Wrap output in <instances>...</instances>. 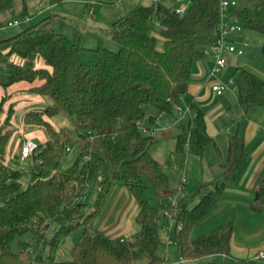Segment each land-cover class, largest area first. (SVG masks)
Returning a JSON list of instances; mask_svg holds the SVG:
<instances>
[{"label":"trees","instance_id":"16d2710c","mask_svg":"<svg viewBox=\"0 0 264 264\" xmlns=\"http://www.w3.org/2000/svg\"><path fill=\"white\" fill-rule=\"evenodd\" d=\"M61 1L50 0L51 4ZM183 1L137 0L132 10L112 24L110 31L118 51L100 45L86 47L70 40L58 31L57 23L62 17L54 13L36 24H31L30 19L24 21V28L14 34L0 35V85L7 88L18 81L40 79L42 83L29 91L51 98L44 109H31L24 115L26 125L42 127L47 136L46 142L40 143L26 160L28 167L22 168L19 163L14 166L8 160L12 106L0 120V264H19V254L11 249V242L27 233H32L36 245L49 242L56 248L61 237L78 228L81 232L71 247L70 258L57 260L50 255L45 264L165 263L159 253L163 240L158 210L150 204L146 190L148 182L168 194L171 190L162 163L150 151L154 140L142 129L146 106L152 104L159 112H173L176 105L182 104L194 63L206 55L220 29V0H187L189 5L182 16L170 11L171 6ZM237 2L231 9L232 19L242 29L262 35L264 55V0ZM21 3L22 9L15 7V0H0V34L10 18L17 19L16 13L29 17L25 0ZM6 11L13 17L4 20ZM156 20L164 38L163 50L157 48L151 33ZM38 59L45 66H36ZM236 85L244 111L264 105V79L257 73L247 67L238 68ZM5 100H0V118ZM190 108L195 115L177 135L176 147L183 155L191 152L201 157L212 138L206 129L203 108L196 103H191ZM58 113H64L75 129L57 128L48 120ZM76 131H91L96 136L91 140L79 132L77 136ZM24 141L12 155L21 163ZM70 151L75 158L61 170L60 164ZM246 156L244 138L233 136L223 162V178L215 181L192 207H188V201L177 206L172 244L177 247L179 264H264V257L239 258L231 254L235 212L216 227L192 235L194 227L204 223L226 185L235 182ZM23 174L27 184L21 181ZM92 181L97 183L93 206L84 195ZM115 181L123 182L139 205L140 228L131 238H111L90 225L102 212ZM250 209L257 214L264 211V181ZM54 225L55 233L49 239L48 231ZM20 240L22 249L31 245L27 239ZM212 255L223 258L203 260ZM139 259L146 261L138 263Z\"/></svg>","mask_w":264,"mask_h":264},{"label":"rangeland","instance_id":"374dc122","mask_svg":"<svg viewBox=\"0 0 264 264\" xmlns=\"http://www.w3.org/2000/svg\"><path fill=\"white\" fill-rule=\"evenodd\" d=\"M243 1V0H238ZM22 0H15V7L23 8ZM27 7V16L31 17V24L38 23L43 17L50 15L51 13L57 14L62 17V20L57 23V29L62 34L66 35L72 41H78L84 46H103L107 47L113 51H118V47H113L118 45V43L113 40L111 35V27L115 20L126 15L130 10H132L136 4L137 0H118L114 3H106L104 0H63L56 4H51L50 0H25ZM51 7V8H50ZM43 8L45 13H40ZM90 9L93 10L90 13ZM6 17L4 20H8L13 17L10 11H6ZM15 16L19 21H24L25 17L19 13ZM15 18V17H14ZM13 20V18H10ZM7 23L3 26L4 30L1 32V36H9L14 34L24 28L25 22L15 26H7ZM245 36L242 40V44L247 41V46L239 47L242 49V57H249L252 60L253 68L256 67L264 68V55L262 54V41L263 37L260 33L255 30H250L243 28ZM152 35L156 37V46L159 50L164 48V38L159 33V27L155 26L151 30ZM247 33V35H246ZM21 61L20 58L14 57ZM44 62L42 59H38L36 66H42ZM263 79L264 76L260 75ZM236 77V75H235ZM26 83V82H21ZM4 91H9L6 89ZM27 97V99H38L35 102L39 105L26 106V101H21L20 106L16 108L13 117V132L10 139V144L8 146V160L12 165H17L20 163L18 159L13 160V153H17L23 141V138H32L38 142H42V137H47L44 129L38 126H29L24 123L23 117L26 110L31 108L43 109L51 103V98L48 96H38L35 94H22L21 97ZM153 109H157L154 105L150 104L146 106V116L144 118V123L146 125L150 124V114ZM176 111V110H175ZM179 118H184L187 116L181 115L177 112ZM7 115V114H6ZM3 114L0 120L2 121ZM50 122L58 128H71L75 129L71 120L64 114L58 113L50 117ZM79 132V131H78ZM76 131V135L78 136ZM175 139L159 140L152 143L150 151L153 156L159 159L162 163L164 172L168 177L169 189L173 194H168L165 190L156 189L153 184L148 182V187L146 190L147 197L152 206L156 207L158 210L157 221L159 225V234L163 240V244L159 248V253L165 258L166 264H179V253L177 247L174 244H168L166 237L169 235L170 239L173 240L174 227H175V213L176 208L181 202L184 195L187 194L188 197V207H192L196 202H198L199 195L190 194V186H192L197 175V158L194 154L186 152L183 155L179 150H177ZM191 155L189 164L187 163L186 157ZM217 157L215 154L213 155ZM10 157V159H9ZM185 157V158H184ZM75 158V153L70 151L67 157L61 162L60 169L63 170L71 164ZM212 158V157H211ZM186 160V165H185ZM185 175L186 181L181 185V178ZM21 181L27 184V176L23 174ZM184 187V188H182ZM186 193V194H185ZM189 194V195H188ZM86 201L90 205H94L97 198V183L92 181L86 188L84 192ZM109 197L106 199L105 206L100 213L92 222L91 227L93 230H101L108 237H126L131 238L140 228V224L137 220V214L139 212V205L129 190V188L121 181H115L112 185L111 191L108 194ZM138 209V211H137ZM219 208H215L212 211H217ZM246 212L243 218L240 217L241 222L237 224L236 232L238 234V239L241 242H246L250 244H259L261 237L264 235V220L259 222H252L249 214ZM210 217V216H209ZM224 214L220 213L211 218H208L204 224H198L193 229V236L202 234L203 232L216 227L218 224L224 222ZM242 219L243 222H242ZM241 223V224H240ZM249 223H251L249 225ZM244 226V229H243ZM56 225L51 227L48 231V238L51 239L55 233ZM81 228L74 230L67 236L61 237V241L57 248H52L49 242L35 244L32 233H27L20 239L31 238V245L27 248L22 249V243L20 239L11 242V249L19 254V264H45V261L49 258L50 254L54 255L58 260H65L70 257L71 247L75 240L80 235ZM219 256H209L204 258L206 261H217ZM145 259L137 260L138 263L145 262Z\"/></svg>","mask_w":264,"mask_h":264},{"label":"crops","instance_id":"0c3cea01","mask_svg":"<svg viewBox=\"0 0 264 264\" xmlns=\"http://www.w3.org/2000/svg\"><path fill=\"white\" fill-rule=\"evenodd\" d=\"M92 11L93 10L90 9V13H92ZM41 12L45 13L46 11L42 8L40 10V13ZM244 37L246 36L243 29L239 31H232L228 34L230 41L238 47L247 46L246 40L244 41L245 43L242 44ZM118 46L119 45H114L113 47L116 48ZM224 56L227 60V65L216 73H212L215 60L211 55H205L197 60L192 67L187 91L181 98V105L183 106L190 107L191 103H196L198 106L203 108L205 112L206 129L212 138V141L207 145L203 156L198 157L194 154L197 158L198 178H196L195 183L190 186L191 190L189 192L193 195L198 193L200 198L202 194L213 188V183L215 181L223 178V162L228 157L229 142L235 135L243 137L247 153L246 159L237 170L235 182L226 185L224 191L220 195L216 204L211 208L204 222H206L208 218L220 213L224 214V218L227 217L224 220L226 221L229 215L232 212H235L237 214V221L231 241V254L239 258H254L257 251L264 249V235L261 237V240L257 245L250 244L249 242H241L238 239L236 227L237 224L241 222L240 217L243 218V215L246 212H250L249 214L252 216L251 218H253L251 219L252 222L264 220V211L257 214L250 209V205L254 201L256 191L258 190L260 184L264 181V105L254 106L248 111H244L238 100L235 75L237 74L238 68L247 67L259 76H264V68L260 65H258L259 67H256V69L253 68L252 60H250L249 57H242V55H239L236 52H226ZM218 82L228 83L227 89L221 94H217L212 90V85ZM41 83L42 80L40 79H36L33 82L25 80L18 81L8 86L6 89H9V91L7 92L4 91L5 88L0 85V100L3 97L6 98L2 107L3 118L6 116L10 106L13 107L15 112V109L20 106L21 101H26L27 107L30 105H39L35 102L40 100V97H36L38 99L29 100L27 97H21V95L28 93L42 96L29 91L30 88ZM31 109L41 110L37 107ZM27 111L28 110H26L25 113ZM189 118L190 116L188 115L184 118H179L177 111L159 112L158 109H153L150 114V124L146 125L143 121V127L147 129V134L152 136L154 143L159 140L161 141L174 138L176 140L175 144L177 145V135L182 131L183 125ZM48 120L50 121V118H48ZM25 139L27 138H23V141ZM46 140L47 137H42V142L35 141L38 143H44ZM214 154L217 156L216 158L213 156ZM186 160L189 164V161L192 160L191 155L186 157ZM19 165L22 168L28 167L29 161L20 162ZM183 176L185 177V175ZM182 178L181 185H183L186 181V177L184 182H182ZM172 194L173 192L171 191V195ZM184 201H188L187 194L183 196L180 203ZM215 208L219 209L217 211H212ZM243 220L244 219H242V222ZM250 224L251 223H249V225ZM167 237H169V235ZM28 240H31V238H28L27 241ZM57 250L59 251L58 248ZM215 256H219V259L223 258V255ZM54 258L57 259L55 256Z\"/></svg>","mask_w":264,"mask_h":264},{"label":"built area","instance_id":"2783aa9c","mask_svg":"<svg viewBox=\"0 0 264 264\" xmlns=\"http://www.w3.org/2000/svg\"><path fill=\"white\" fill-rule=\"evenodd\" d=\"M142 1H147V0H142ZM238 2L236 0H220V29L219 32L215 38L214 44L205 51L206 55H211L214 60V66L212 69V73H216L219 71L221 68L225 67L227 65V60L224 56L226 52H236L238 54H241L243 51L241 48H239L237 45H235L230 39L228 38V34L232 31H239L242 29L241 25L236 23L233 19L232 16L230 15L232 7L236 6ZM189 5V1H183L181 2L178 6H171L170 11L175 12L179 16H182ZM155 10L157 9V5L154 4ZM29 17H25L24 21H29ZM22 21V22H24ZM18 19H13L8 21L7 26H15L18 24L22 23ZM156 25L159 26V21H155ZM228 87V83L225 82H218L214 83L212 85V90L215 91L217 94H221L223 91H225ZM175 110L181 114L185 115L187 114L190 116V118H193L195 113L191 110L189 106H183V105H176ZM143 131H147L146 128H142ZM80 135H85L89 139L93 140L95 138V134H93L91 131L83 132L79 131ZM188 145V143H186ZM40 147V143L36 142L33 139L27 138L22 145L21 149V161L25 162L28 160ZM70 150V148H68ZM86 159L89 158L87 155L85 157ZM185 181V177L183 176L182 182ZM85 197H83L84 199ZM167 243L172 244V239L170 237H167ZM264 257V249L259 250L255 253L254 258H263ZM166 264V263H163Z\"/></svg>","mask_w":264,"mask_h":264}]
</instances>
